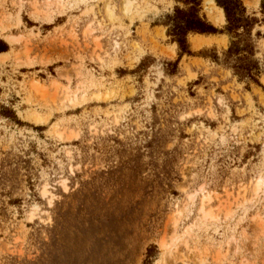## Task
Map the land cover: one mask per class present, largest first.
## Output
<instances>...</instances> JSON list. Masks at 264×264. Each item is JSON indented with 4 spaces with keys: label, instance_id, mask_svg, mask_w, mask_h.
<instances>
[{
    "label": "rangeland",
    "instance_id": "obj_1",
    "mask_svg": "<svg viewBox=\"0 0 264 264\" xmlns=\"http://www.w3.org/2000/svg\"><path fill=\"white\" fill-rule=\"evenodd\" d=\"M241 1L260 85L229 37L180 55L176 0H0V264H264V17Z\"/></svg>",
    "mask_w": 264,
    "mask_h": 264
},
{
    "label": "trees",
    "instance_id": "obj_2",
    "mask_svg": "<svg viewBox=\"0 0 264 264\" xmlns=\"http://www.w3.org/2000/svg\"><path fill=\"white\" fill-rule=\"evenodd\" d=\"M183 3L186 9H177L172 19L173 29L169 36L178 44L180 55L194 56L189 44L190 35H227L230 46L226 51V62L235 75L241 80H247L255 85L259 84L260 68L254 61L255 44L253 31L258 19L248 14L241 0H216L223 8L226 16V25L219 29L202 15L203 0H176ZM261 14L264 17V0L261 3ZM8 47H1L0 52H7ZM213 59L219 62V57Z\"/></svg>",
    "mask_w": 264,
    "mask_h": 264
},
{
    "label": "bare ground",
    "instance_id": "obj_3",
    "mask_svg": "<svg viewBox=\"0 0 264 264\" xmlns=\"http://www.w3.org/2000/svg\"><path fill=\"white\" fill-rule=\"evenodd\" d=\"M208 2H210V1H208ZM130 3V2H129ZM213 3H214V1H213ZM129 6L130 7H128V6H126L128 9H126L127 11L129 10V9H131V5L129 4ZM209 12L211 13V15H212V17H213V19L217 22V23H222L224 20H225V17H224V12H223V10L221 9V8H219L218 6H216V4L214 3V7L213 8H211V9H209ZM195 45L196 46H199L200 45V43H198V42H196L195 43ZM66 188V187H65ZM260 189H261V183H258L256 186H255V189H254V191L256 192V193H258L259 191H260ZM48 194H50V192L47 190V188L45 187V189H43V191H42V195L44 196V197H46ZM189 199H192V198H189ZM210 197H208V196H206V195H204L203 196V198H202V201H201V204H200V209L198 210L199 211V213H200V217H201V219H210L211 218V212H208L207 210H206V204H208V202H210ZM257 214H259V213H257ZM259 217V216H258ZM166 246H167V244L165 245L164 244V246L163 247H165V249H167L166 248Z\"/></svg>",
    "mask_w": 264,
    "mask_h": 264
},
{
    "label": "crops",
    "instance_id": "obj_4",
    "mask_svg": "<svg viewBox=\"0 0 264 264\" xmlns=\"http://www.w3.org/2000/svg\"><path fill=\"white\" fill-rule=\"evenodd\" d=\"M210 36H212V37H216V38H218V39H221V38H223L224 36H226L227 37V39L226 40H228V36L227 35H210ZM210 36H206V37H210ZM198 37V36H197ZM200 38H203V40H206V39H208V38H205L204 36H199ZM195 52V51H194ZM188 58H192V59H196V60H204V61H206L207 60V58H204V57H202V56H187ZM176 58H178V54H177V56H176ZM175 58V59H176ZM183 58V57H182ZM181 58V59H182ZM174 59V60H175ZM170 61H172V60H170Z\"/></svg>",
    "mask_w": 264,
    "mask_h": 264
}]
</instances>
